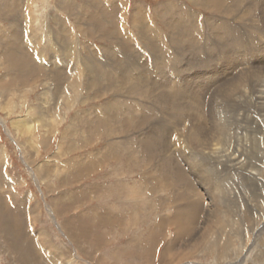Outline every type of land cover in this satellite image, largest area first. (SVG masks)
<instances>
[{
    "label": "rangeland",
    "instance_id": "obj_1",
    "mask_svg": "<svg viewBox=\"0 0 264 264\" xmlns=\"http://www.w3.org/2000/svg\"><path fill=\"white\" fill-rule=\"evenodd\" d=\"M250 1L242 5L246 14L226 18L195 0H0V264H264V77L238 75L262 70L264 76V48L256 50L264 47V27L257 28L259 15ZM168 4L176 6L175 14H196L201 25L212 18L239 25L249 51L255 49L252 61L241 63L238 54L228 61L219 50L212 56L208 45L192 59L190 50L178 57L173 79L183 86L191 78L203 83L210 70H218L216 80L197 91L202 107L192 111L186 108L190 97L176 99L179 110L158 104L160 92L172 90L159 85L155 53L134 20L136 10L146 12L145 22L172 51L177 32L168 35L160 18ZM254 6L259 9L258 1ZM117 27L123 43L130 39L119 58L146 81L148 95L117 93V102L126 98L135 107L118 109L115 129L106 131L91 118L105 116L114 92L94 98L100 92L87 90L91 74L85 66L96 60L108 64L100 71H111L114 55L108 50L122 49L109 34L119 36ZM203 30L191 31L192 40ZM18 41L30 54L24 49L19 68L8 71L7 47ZM67 67L62 84H74L69 94L63 85L59 92L51 73ZM222 86L227 94L217 90ZM216 90L217 105L209 113ZM143 114L149 116L146 124ZM29 117L32 127L19 128L17 121ZM123 119L132 123L124 132L117 124ZM153 128L163 130L168 145L167 151H159L157 142L148 146L151 159L136 139ZM212 131L220 136L216 142L207 137ZM165 153L180 155L192 186L175 184V159L165 163ZM194 204L201 208L193 222V210L183 208ZM10 226L23 231L14 235L16 242L5 235ZM27 253L37 254L36 260L27 262Z\"/></svg>",
    "mask_w": 264,
    "mask_h": 264
},
{
    "label": "bare ground",
    "instance_id": "obj_2",
    "mask_svg": "<svg viewBox=\"0 0 264 264\" xmlns=\"http://www.w3.org/2000/svg\"><path fill=\"white\" fill-rule=\"evenodd\" d=\"M256 1H258V5L260 6L259 9H257L256 6H254V3ZM195 2L199 3L203 7H206L207 9L210 8V9H214L216 11H219L220 13H226V14H222L223 17H226L228 15L230 17L232 15H239V14H234V13H241V11L243 10L242 5L245 2V0H195ZM262 2H264V0H251L249 2L252 4L253 9H255L259 15L258 18L260 19V23L257 26L258 29H261V27H260L261 25L264 27V13L261 12ZM174 7H176V6L168 4L164 7V9H163L164 11L160 10V18L162 20H165L167 27L169 29L168 35L172 34L170 32H173V31L177 32L178 39L175 41V44H173L175 48H173L172 51L164 49V45L161 43L162 41H164L163 40L164 36L159 35L158 30L154 27V25H152V23L145 22V19L146 18L148 19V16H147V14H145L146 12H144L142 9L140 10L139 7H138L139 9L136 10V12L134 14V20H135L136 25L141 23L139 26V29H138L140 39H143V40L145 39L144 41L147 43L146 45L149 48V50L150 51L152 50L155 53V54L152 53L153 54L152 60H153V64L156 65L155 70H158V72H159L158 73L159 75L157 77V81H158L159 85L161 87H165V89L171 88V90H172L169 92L170 94L167 92H162V93L160 92V96L158 97V100H159L158 104L161 103V107H174V106H176V99H178V98L183 99L185 97H190V101H188L186 108L192 111L199 105L202 107V103H200V98H199L200 93L197 91L204 89V88H208V83H211L212 81L216 80V78H214L212 75L217 73L218 70L217 71H215V70L209 71V75H207V78H208L207 81L208 82L205 81V82L201 83L200 82L201 80H199V77L195 78L196 80L194 78L193 79L191 78L192 84H188V86H183L182 82L180 83V82H178V80L173 79V76H178V75L173 74V72H175V70H176V62L178 61L177 60L178 57L182 56L184 53L185 54L183 57H187L186 51H187V55H188L189 50L191 52L190 58L193 56L192 53L195 52V50L197 53L202 54L203 53V52H201L203 50L202 46L204 47L205 45H208V49L210 50V53H212V56L215 52H217L219 50V55H221V53H222V55H224L223 59L225 61H228V59H230L232 56L235 57L234 55L238 54L239 56H237V58H238L237 60H239V61L238 62H237V60H235V61L237 63H239V62L241 63L242 61L247 62L249 59L252 61V58H253L252 56L255 54V49L253 46L252 50L249 51V48H251L249 46L250 42L248 40H246L247 37H246L245 33L240 29L239 25H236L237 28L234 29L233 27H230L229 22H227L228 20L226 21V20H224V18L222 20H218L217 18L216 19L212 18L209 20L207 19V20H205V22H203L204 24L202 23V25H201L199 23V17L196 14H193L191 12L189 14H185V13L184 14H175V12H179V11H177L176 10L177 8H174ZM247 11H248V9H245L242 12H243V14H246ZM230 13H232V14H230ZM218 18H219V16H218ZM190 21L192 22L191 25H190ZM89 26H91V25H89ZM202 26L204 29L203 35L199 39H197L196 37H193V40H192L191 31L199 33L202 31ZM117 30L119 31L118 27H117ZM109 32H110L109 34L112 35V36H110L111 40H114L117 47L120 46L122 48L121 50H119L117 48H114V49L112 48V49L108 50V52H110L111 54L113 53V55H114V62L112 63V66H107L109 68V70L111 68V71H105L106 73H103L102 71H100V68H101L100 66L103 67L106 63L104 64L103 62L102 63L98 62V61L96 62V60H94V61L92 60V62L87 63V65L85 66V68L89 69V70H87V72L90 71V74H91V76H89L90 79L89 80L87 79L88 80V82L86 83L87 90L90 92V90H93V88H96L100 92L98 94L94 93L93 94L94 98L107 95V93H109V92H114V96L112 98L113 100H110L109 103L105 105V108H106L105 116H99V117L97 116L95 118H91L95 122H97V120H98L99 124L102 125L106 131H112L115 129L114 126L112 125L111 121L116 119V117H117L116 112H118V109L121 112H127V111H133L134 110L133 108L135 107L134 104L128 103L130 100L128 101V99H126V98L125 99L122 98L120 102H117V100H116V94L117 93H121L122 97H124V96H126L124 94H127V93L134 94L135 91L140 90L141 95L146 96V97L148 95L146 90L143 88V83L146 81L141 78L142 76L139 78L137 76H134V74H132V72L130 71L131 67L129 69L128 68L129 66H127L128 60H126L124 58L122 60V56L119 58V56H120L119 54L126 47L125 45H127V46L129 45L130 39H129V41H127L125 39V41H127V42L123 43L122 42L123 38H122V35L120 34L122 31L118 32L119 36L115 31L112 32V30H110ZM14 33H17V32L15 31ZM185 34H187V40H185ZM119 37L122 39H120ZM167 39L168 38H166V36H165V40H167ZM234 47L237 49V52L234 51ZM7 48H9L8 51L10 52L9 56L7 57L8 58L7 60L11 65V67L9 69L7 67V69H8V71L12 70V72H13L14 71L13 68H15V69L19 68L18 65H20V56H21L20 54H22L24 52V49H26V48H27V53L30 54V48L28 46H26L25 42H23V41L15 42L14 47L10 46ZM262 48H264V47L259 46V48H257L256 50H261ZM27 53H25V54H27ZM133 56H134V59H136L137 56L136 55H133ZM139 58H141V56ZM193 58L195 60L197 59L196 56H194ZM210 61L211 62L214 61L213 57H212V60H210ZM235 61H234V64H236ZM66 62H68L67 59H66ZM215 62H216V60H215ZM106 65H108V64H106ZM68 67L65 68V70H62V69L59 70L60 72L56 71V70H52L51 73L53 74V78H54L55 83L57 85L61 84V86H59V92H63V90H65L69 94L68 88H70L74 84H71V86H69V87L67 84L63 85L65 82V81H63V78L65 77V76H63V73H67V71L69 70ZM139 68H140V66L138 63L137 69H135V70L138 71ZM261 72H262V70L242 71L238 75L240 77L243 76L244 74L249 76V77H252L255 75V77H258V80H259V79H261V77H264L261 75ZM57 76H58V78H57ZM240 77H237V78L240 79ZM156 82L154 81V83H156ZM233 83H234V85L237 86L238 81L234 80ZM233 83H231V84H233ZM149 84H150V81H149ZM62 85H63V90L62 89L60 90ZM193 87H195V89H193ZM223 88L224 87L222 86L217 90L222 91V94L223 93L227 94L228 91H225V89H223ZM192 90H195L196 92H192ZM217 90L214 92V94L211 97L210 102L208 104L209 113H213V109L215 111L217 102L215 103L216 105L215 104L213 105V103H214L215 99L217 98V96H219ZM56 93H57V91H56ZM68 96L69 95L66 94L67 99L69 98ZM59 101H60V99H59ZM143 105H144L145 109L149 108L148 105H145V104H143ZM176 107H177V110L180 109V106L177 105ZM152 113H154V112H152ZM152 113L150 114V116H153ZM144 119H146V120L149 119V116L147 118L146 115L143 114V124H146L147 121H144ZM42 121L44 122V120H42ZM181 121H183L182 123H184L187 120L184 118H179L178 122L180 123ZM189 121L191 122V120L188 117V122ZM22 122L23 123H21L20 121H17L19 128H25V127L30 128V127H32L31 123H33V121L30 120V117L24 118ZM118 123L119 124L121 123L122 129H124V130L121 129L122 132H124L125 130H128L125 126H131V124H132L131 121H126L124 119L122 121L117 120V124ZM140 126H141V122H139L138 124L136 123V128H139ZM153 130H154L153 133L147 131L143 135V137L136 139L137 142L141 146H144V151H146L149 148L148 146H150V145L152 146V143H155V142H157V146L159 147V151L160 150L163 151L162 148L165 151H167L166 149H167V145H168V143H167L168 137L165 136L164 132L162 133V131H163L162 129L153 128ZM216 133H217V131L216 132L212 131L209 134L208 133H206V134H207V137L209 136L210 138H212V140L214 142H216L220 138L218 133L217 134ZM107 135H109V134H107ZM185 141L187 142L188 140H185ZM178 143L180 144L181 142L179 141ZM183 143H184V141H183ZM153 145L155 146V144H153ZM110 146H112L111 142H109L107 148L110 149ZM176 148L180 149V147H178V146H176ZM182 148H184V147H182ZM153 149H154V147H153ZM148 150H149V152H147V153H149L148 154L149 158L153 159L152 158L153 157L152 156L153 150H151V151H150V149H148ZM104 154H107V153H104ZM224 155L225 154H222V155L217 154L216 156H224ZM229 158L233 159L234 157L230 156ZM164 159L167 160V162H165V163H167L169 165H172V164H170V162H168V161L170 159H175L174 160V165H175L174 173L177 175V179L175 180V184H177V186H179L182 182L188 183L190 186L193 185L192 181L188 178V175L186 177L184 175V173L182 172V168L179 166V165H181L180 163L182 160L180 158V155H178L177 153L175 155H172V154L168 155L167 153H165ZM80 171H81V169H80ZM171 187H174V185L171 184ZM231 207H232V205H231ZM200 208H201V205H199V204H194V205H192V207L191 206H188V207L185 206L183 208V212H185V210H190V213H188V214H191V210H193L191 216L188 218L194 222V219H197L199 216ZM178 228H179L180 232L182 230H184V228H182V227H178ZM182 233L183 232H181V234ZM15 234H16V232L14 233V235ZM37 254H38V252H37ZM37 254L32 255L31 253H27L24 256L25 260L27 262H30L32 259H33V261L36 260ZM31 255H32V257H31Z\"/></svg>",
    "mask_w": 264,
    "mask_h": 264
},
{
    "label": "crops",
    "instance_id": "obj_3",
    "mask_svg": "<svg viewBox=\"0 0 264 264\" xmlns=\"http://www.w3.org/2000/svg\"><path fill=\"white\" fill-rule=\"evenodd\" d=\"M14 231H16V234L17 235H19L20 237H22V232H19L20 231V229H15L13 226H10V228L7 230V231H5V235L7 236V237H12V239L14 240V242H16L17 240H18V238H15V236H14ZM27 240V239H26ZM25 240V241H26Z\"/></svg>",
    "mask_w": 264,
    "mask_h": 264
}]
</instances>
